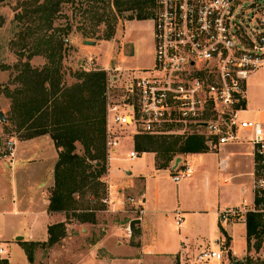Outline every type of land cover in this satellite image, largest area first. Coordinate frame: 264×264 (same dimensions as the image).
Segmentation results:
<instances>
[{
  "label": "rangeland",
  "instance_id": "obj_1",
  "mask_svg": "<svg viewBox=\"0 0 264 264\" xmlns=\"http://www.w3.org/2000/svg\"><path fill=\"white\" fill-rule=\"evenodd\" d=\"M35 1L0 0V110L5 113L7 119L6 122L0 121V136H2L3 141L16 140V144L17 141L25 139L31 132L28 130L29 124L39 123L38 117H36V121H31L28 124L23 121V107L21 104L24 101V94H21V91L26 90L27 84L35 87L34 78L24 75L27 68L41 70L50 67V65L57 66L61 85L67 87L79 82L78 76L82 72H105L106 87L104 96L107 111L108 103L112 99L122 96L125 83L139 70L152 68L155 63V34L152 18L130 19V16L137 11L118 12L113 4L114 0H64L60 6L61 12L57 18L53 19L50 26L47 25L49 21L45 17H41L39 20L36 17H28L25 20L23 19L22 22L16 20V14L18 12L22 13L23 5L27 6V10H33V2ZM92 9H95L99 14H105L104 21L98 22L97 13ZM68 24L72 26V29L66 36L64 32L68 30ZM110 24L115 27V31L111 37L107 38ZM253 29L254 25L251 23L248 26V33L251 34ZM87 31L89 37H85L84 33ZM48 40L51 41L48 42ZM83 40H94L96 45L84 44ZM61 41L64 43L62 49L59 48V42ZM54 45L58 47V50ZM52 54L54 56H51L50 59ZM52 58L55 60L53 64L50 62ZM258 73L259 75L264 73V65L248 79V94L251 99L259 97ZM262 83H264V79ZM37 93L36 89L31 88L26 96L32 100ZM247 118L256 119L255 117ZM165 129L171 133L146 136H153L151 139L160 143L164 140L171 141L175 137L185 139L191 134H199L206 139L205 152L212 151L208 148L206 142L208 130L196 129L194 132L188 130L187 133H183L185 131L183 128L175 126ZM122 134L117 153H110L106 144L104 173L100 178L102 184L98 186L101 197L108 194L110 186L113 190H121L137 197V194L131 191L130 186L132 184V172L130 170L135 161L130 164V161L125 159V152L133 146L136 147L142 136L133 139L128 136V132ZM144 140L146 139L140 142L142 143ZM76 146L77 152L83 154L84 146L80 142H77ZM152 147L157 148V144ZM213 151L204 155L206 160L200 167L198 166L197 169L201 170V174L194 185L196 190L193 191L190 188L191 192L202 195L206 193L213 194L212 188L207 192L205 186L200 183H206V179L215 176L216 173L226 172L227 169L217 167L219 153ZM146 152L148 154L146 157L150 159L148 164L153 165V167L150 165V169H158L157 167L164 162L159 148L158 151ZM187 154L189 153L171 152L172 159L167 167L170 170H159L158 178H161L165 184L169 183L170 177L174 174L171 167L178 157ZM1 156H4V151H0V158ZM117 169L120 173L117 178H114V170ZM186 193L189 194V190ZM92 195L90 190L84 194L76 195L80 201L79 209L69 212L67 219L70 225L64 222L66 227L65 236L51 246L38 242L34 246L31 263L35 260L37 261L36 264H76L80 258L84 257L108 258V254L103 250V245L101 247H96V245L113 232H117L116 237L112 240L115 245L117 241L136 243L135 236L138 232L139 223L136 215L129 210L109 209L101 197L93 198ZM88 207L91 208L87 209ZM82 213L94 214L95 222H80L77 216ZM129 225L132 229L131 236L126 230ZM82 226L86 228L85 232L80 229ZM2 235L10 263L28 264L29 259L22 246L23 241L18 242L13 238L11 228L2 231ZM115 245L105 246L106 251H109V258H115L111 263L100 260L91 264H140L135 259H123L122 256L128 253L127 248ZM249 250L250 253L243 260L244 262L250 263L252 261L254 263V258L260 253L261 249L257 251L252 247ZM37 251H40V253H37ZM261 263L262 261H257L255 264ZM146 264L151 263L146 262Z\"/></svg>",
  "mask_w": 264,
  "mask_h": 264
},
{
  "label": "built area",
  "instance_id": "obj_2",
  "mask_svg": "<svg viewBox=\"0 0 264 264\" xmlns=\"http://www.w3.org/2000/svg\"><path fill=\"white\" fill-rule=\"evenodd\" d=\"M152 20L154 66L139 70L125 83L122 96L108 103V151L117 153L122 133L133 139L164 135L171 133L165 128L172 126L183 128V133L208 130L206 142L215 151L247 142L254 153L253 201L245 198L242 206L221 210L220 221L246 222L248 212L264 213V124L241 116L248 103V79L264 65V0H155ZM251 23L254 29L249 34ZM15 146L16 140H4L0 151L14 156ZM144 153L133 146L125 159L134 161ZM173 166L175 183L192 175L187 159ZM102 201L109 209L129 210L143 219V202L127 192L110 186ZM175 220L177 225L183 221L179 209ZM126 230L131 236V225ZM223 257V250L210 248L201 250L196 261ZM7 258L0 241V262Z\"/></svg>",
  "mask_w": 264,
  "mask_h": 264
},
{
  "label": "crops",
  "instance_id": "obj_3",
  "mask_svg": "<svg viewBox=\"0 0 264 264\" xmlns=\"http://www.w3.org/2000/svg\"><path fill=\"white\" fill-rule=\"evenodd\" d=\"M259 73V97L251 99L247 91V108L241 112V116L245 119L255 117L256 119L251 120L264 124V73ZM58 151L51 136L45 134L17 141L14 156H1L0 241L5 243L2 231L11 228L14 239L18 240V236H22L18 242H46L49 225L59 222L70 225L64 212L48 210L50 193L55 182ZM212 151L178 157L187 159L192 165V175L184 177L179 183H175L171 176L167 184L158 178V171L165 169L151 170L153 165L148 164L150 159L146 157L147 152L141 154L134 160L130 170L131 191L137 194L145 208L143 219L138 223L136 243L117 241L115 245L112 240L117 232L110 233L96 245H103L108 258L84 257L76 264H91L100 260L111 263L115 258H109L106 245L125 246L128 253L122 256L123 259H135L140 264H235L243 260L250 253L247 224L239 220H230L223 224L220 221V212L228 207L242 206L245 198L253 201V146L247 142L232 143L213 151L219 153L217 167L227 169L226 172L216 173L215 176L207 178L206 183H200L207 192L212 188L213 194L191 192L190 188L196 190L194 185L201 174L198 166L206 160L204 155ZM128 161L131 164L132 161ZM119 173L118 169L114 170V178ZM187 190L189 194L186 193ZM178 209L183 216L181 225H177L175 220V211ZM80 229L86 231L83 226ZM210 248L223 250V259L196 261V255L201 250ZM7 260L11 264L9 258ZM254 261H262L261 264H264V242ZM36 262L29 261L28 264Z\"/></svg>",
  "mask_w": 264,
  "mask_h": 264
},
{
  "label": "trees",
  "instance_id": "obj_4",
  "mask_svg": "<svg viewBox=\"0 0 264 264\" xmlns=\"http://www.w3.org/2000/svg\"><path fill=\"white\" fill-rule=\"evenodd\" d=\"M63 2L64 0H36L33 2V10H27V6L23 5L22 13L18 12L15 18L22 22L28 17H36L37 20L45 17L49 21L47 25L50 26L53 19L57 18L61 12L60 6ZM113 4L118 12L136 10L137 12L130 16V19H146L154 15L155 0H114ZM96 13L97 21H104L106 15L99 14L97 11ZM114 28L113 25H109L107 38L114 34ZM70 29L72 26L68 24V30L64 32V35L68 36ZM87 33L88 31L84 33L85 37H89ZM55 39L58 40L56 37ZM63 45L62 41L59 42L60 49ZM54 47L58 50V47L55 45ZM51 56L54 55H50V59ZM54 61L52 58L50 62L53 64ZM57 68L50 65L41 70L35 68L25 70L26 77L34 78L35 87L27 84L26 90L21 91V94H24L21 105L24 123L36 121V117L39 122L28 125V130L31 132L25 139L49 133L59 150L48 210L64 212L68 218L71 210L79 209L80 201L77 199V194L81 195L90 190L93 198L101 197L98 186L102 184L100 178L104 173L106 155L107 111L104 96L106 74L102 71L82 72L78 76L80 81L67 87L61 85ZM31 88L38 91L32 100L26 96ZM152 137H140L136 148L140 152L158 151L159 148L164 162L157 167L158 169H166L169 166L168 163L172 159L171 152H205L204 149L207 147L205 137L199 134H191L185 139L175 137L171 141L164 140L160 143L152 140ZM143 139L146 140L141 143ZM77 142L84 146L83 154L77 152ZM154 144H157V148L152 147ZM260 199L258 198L257 202ZM89 208L91 207L87 209ZM77 217L83 222L95 221L94 214L82 213ZM246 217L248 249L253 247L259 251L264 242V213L248 212ZM65 229L64 222L49 225V237L43 245L51 246L59 242L65 236ZM35 245L37 242H23L22 246L29 261L33 260ZM246 263L255 264L252 261ZM0 264H9V262L4 259Z\"/></svg>",
  "mask_w": 264,
  "mask_h": 264
},
{
  "label": "water",
  "instance_id": "obj_5",
  "mask_svg": "<svg viewBox=\"0 0 264 264\" xmlns=\"http://www.w3.org/2000/svg\"><path fill=\"white\" fill-rule=\"evenodd\" d=\"M83 43L84 44H88V45H96V41L94 40H83ZM6 116H5V113L3 111L0 110V121L2 122H6ZM203 126H206V123L205 122H202L201 123ZM2 143H3V138L2 136H0V148L2 147ZM180 158H178L176 160V163L174 164L173 168H176V166L178 165V163L180 162ZM22 239V236H18V240ZM235 264H244L243 260L239 261V262H236Z\"/></svg>",
  "mask_w": 264,
  "mask_h": 264
}]
</instances>
